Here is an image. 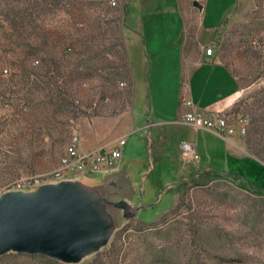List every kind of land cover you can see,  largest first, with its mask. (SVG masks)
Masks as SVG:
<instances>
[{
	"label": "rangeland",
	"instance_id": "obj_1",
	"mask_svg": "<svg viewBox=\"0 0 264 264\" xmlns=\"http://www.w3.org/2000/svg\"><path fill=\"white\" fill-rule=\"evenodd\" d=\"M178 1L187 58L212 46L237 78L232 146L264 188V0H235L207 41L206 0ZM219 1H208L207 15ZM141 4L0 0V197L53 182L72 133L105 129L116 103L131 101L125 39ZM0 264H264V195L227 174L190 179L168 211L131 219L78 261L10 250Z\"/></svg>",
	"mask_w": 264,
	"mask_h": 264
},
{
	"label": "crops",
	"instance_id": "obj_2",
	"mask_svg": "<svg viewBox=\"0 0 264 264\" xmlns=\"http://www.w3.org/2000/svg\"><path fill=\"white\" fill-rule=\"evenodd\" d=\"M208 1L202 11L206 41L235 0H220L207 15ZM139 10L125 39L131 83L122 90L129 91L131 101L116 103L105 129L93 123L80 130L84 153L125 139L118 163L69 171L50 183L70 184L81 203H94L90 213L95 214L98 237L111 236L152 209L156 216L168 211L190 179L234 173L252 181L242 170L248 156L232 146L233 135L225 138L182 118L183 98L192 99L203 113L229 111L240 89L237 78L205 48L187 58L186 23L178 0H142ZM185 142L194 146L193 155L185 154ZM126 205L133 210L131 218Z\"/></svg>",
	"mask_w": 264,
	"mask_h": 264
},
{
	"label": "water",
	"instance_id": "obj_3",
	"mask_svg": "<svg viewBox=\"0 0 264 264\" xmlns=\"http://www.w3.org/2000/svg\"><path fill=\"white\" fill-rule=\"evenodd\" d=\"M91 203H81L67 183L47 184L31 193L0 197V255L10 251L39 253L78 261L108 238L100 233ZM131 218L133 210L126 205Z\"/></svg>",
	"mask_w": 264,
	"mask_h": 264
},
{
	"label": "built area",
	"instance_id": "obj_4",
	"mask_svg": "<svg viewBox=\"0 0 264 264\" xmlns=\"http://www.w3.org/2000/svg\"><path fill=\"white\" fill-rule=\"evenodd\" d=\"M207 55H214V49L209 46L206 49ZM182 105L186 108L182 118L185 122L192 123L196 127L206 128L217 132L225 138L235 134V127L231 124L229 111L221 110L212 113H203L195 109V103L190 98H183ZM83 137L78 130H75L66 146V155L57 176L66 172L81 170L88 166L105 169L115 166L120 159V148L125 144V139H119L117 144L98 147L90 152L81 151ZM183 149L186 155L191 156L194 152L192 143L185 142Z\"/></svg>",
	"mask_w": 264,
	"mask_h": 264
},
{
	"label": "trees",
	"instance_id": "obj_5",
	"mask_svg": "<svg viewBox=\"0 0 264 264\" xmlns=\"http://www.w3.org/2000/svg\"><path fill=\"white\" fill-rule=\"evenodd\" d=\"M227 175L232 177L234 179V181H239L241 187H243L245 189H249L258 195H264V188L257 187L256 184L254 182H252L250 179L243 178L239 174H234V173H228ZM198 184H200V183H198Z\"/></svg>",
	"mask_w": 264,
	"mask_h": 264
}]
</instances>
